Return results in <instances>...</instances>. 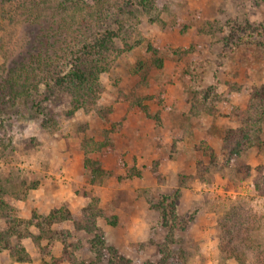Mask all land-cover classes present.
Wrapping results in <instances>:
<instances>
[{"label": "rangeland", "instance_id": "1", "mask_svg": "<svg viewBox=\"0 0 264 264\" xmlns=\"http://www.w3.org/2000/svg\"><path fill=\"white\" fill-rule=\"evenodd\" d=\"M111 2L65 60L90 74L96 49H106L100 62L107 69L84 108L73 110L70 79L48 80L16 104L0 95V251L14 260L11 252L27 251L26 236L41 264H243L221 251L232 234L234 251L257 264L264 251V0ZM19 12L0 0V80L37 32ZM181 48L191 51L181 56ZM136 136L149 148L144 159ZM80 152V180L61 181L77 170ZM66 159L71 171L62 169ZM65 181L89 203L19 214L13 202L38 203L40 188L54 192ZM55 210L61 220L43 222ZM247 219L249 240L241 233Z\"/></svg>", "mask_w": 264, "mask_h": 264}, {"label": "trees", "instance_id": "2", "mask_svg": "<svg viewBox=\"0 0 264 264\" xmlns=\"http://www.w3.org/2000/svg\"><path fill=\"white\" fill-rule=\"evenodd\" d=\"M3 1L12 4L16 10H19L22 19L26 23L36 26L37 32L29 42L30 47L26 49L25 54L22 53L19 59L14 61L13 65L8 69L9 77L5 80H0L1 97L5 99L4 97L7 95L8 97L6 101L16 104L20 99L24 100L26 97L36 94V92L40 90L41 85L47 86L48 80L58 84L63 83L67 79L69 81L70 79L75 87V90H73V110L75 111L80 107L84 108L90 99L93 98V92L99 89V73L107 69L105 64L100 62L106 57V49H96L97 60L92 62L91 71L93 72L90 74H86L84 70L79 67L78 62L76 66V63H72V59L68 62H65V60L68 57L73 58L77 52V46L82 43L80 39L82 32L101 19L103 15L106 16L109 4H112V0ZM138 1L143 7H147L148 4L154 0ZM87 48L88 47H85V49ZM190 51V48H184L181 50L180 55L184 56ZM66 67H70V69L66 71ZM194 83L195 80H193V83L191 82L189 86L193 89V92H197L198 88H196ZM232 151L236 152V149L233 148ZM121 167L125 169L124 174L127 173L130 177H133V174L129 172L131 169L128 170L126 168L125 162H121ZM133 170L136 172L140 171L137 167L133 168ZM178 197L179 194H175L174 200L178 199ZM174 200H172L169 207L175 214ZM164 207V209L167 210L166 206ZM61 212V210L53 211L48 218H44L43 222L52 226L54 221L61 220ZM69 218H71V216ZM228 219L236 224L238 216L227 214V220ZM28 223L30 224L31 222L29 221ZM35 224L40 227L42 231V223L37 221ZM247 228L250 229L248 219L246 220L244 227L245 232L241 231V233L246 234V238L249 240L250 236ZM230 230L231 227L229 228V231ZM230 237L231 238L228 239V243L226 244L231 246H226L227 250H224V247H222L221 251H229L227 253L228 257L235 258L243 264H250L246 262L245 257L243 258L234 251L232 248L234 247V238L232 237V234ZM39 238H43V235L41 234V237ZM92 248H96L95 244H92ZM19 250L20 252H11V256L15 261L26 262L31 260L29 253H27L24 247L20 246ZM175 259L177 258L175 257ZM254 259L257 260V264L258 260L259 264H264V251L261 253L258 252ZM57 260L58 258H53V261ZM70 261L71 264H85L81 260L76 261L70 259Z\"/></svg>", "mask_w": 264, "mask_h": 264}, {"label": "crops", "instance_id": "3", "mask_svg": "<svg viewBox=\"0 0 264 264\" xmlns=\"http://www.w3.org/2000/svg\"><path fill=\"white\" fill-rule=\"evenodd\" d=\"M140 139L136 136L135 137V141H136L135 144H138V145H139V143L142 144L141 141L143 140V138H140ZM137 141H139V142H137ZM149 147L153 151V144ZM140 150L142 153L141 159H144V157H145L144 154H145V152H147V154H148L149 148H148V146H145L142 144V147H140ZM147 154H146V156H147ZM83 157H84L83 152L82 153L80 152L75 156L74 164L77 167V170L73 171V172L71 171V168L69 167V164H71L72 162H69V160L66 159V162L64 164H61L63 166L62 169L64 171H71L70 173L64 174L61 178V181H64V180L71 181L72 180L74 182V181L80 180V176H82L83 168H84L83 167ZM139 158H140V156H139ZM94 186H96V185H94ZM107 187L111 189L110 184H108ZM40 189H41V191L39 193L41 194L42 198L38 203H35L36 200H32V199H27V200L23 199V200H18L16 202H13V203H15L16 207L20 208L19 209L20 211L18 210L19 214H21L24 217H29V216H31L33 209L34 210L37 209L40 213L47 214L55 206H60L64 203H67L70 210L74 212L77 209L87 205L89 203V199H90L89 195L78 192V190L75 187H73L71 183H68V182H66V185L61 183L60 187L58 189H56V191H54V192L53 191H46V190H43L42 188H40ZM89 189H91V187ZM39 205L43 208H39ZM136 216L137 215L135 213L130 214V217L132 218V222H133V218H136ZM135 223H136V221H135ZM129 233H131V235H133L132 228H131V231ZM126 235L128 237V233H126ZM22 242L25 245L28 253L30 254L32 261L31 262H18V261L12 260L10 255L7 252L0 251V255L2 253H4L6 256L4 261H1V257H0V264H41V261L39 260V253L37 251L35 244L32 242L31 237L25 236ZM57 243L60 244V242H57ZM59 248L61 249V247H59ZM59 248L57 249L56 252H54L55 255H59V253L61 251Z\"/></svg>", "mask_w": 264, "mask_h": 264}]
</instances>
